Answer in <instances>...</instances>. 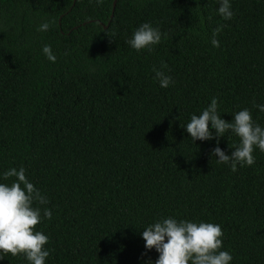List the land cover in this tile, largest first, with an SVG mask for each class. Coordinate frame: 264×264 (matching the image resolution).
<instances>
[{"label":"trees","instance_id":"trees-1","mask_svg":"<svg viewBox=\"0 0 264 264\" xmlns=\"http://www.w3.org/2000/svg\"><path fill=\"white\" fill-rule=\"evenodd\" d=\"M113 3L0 0V173L24 167L48 199L47 264L154 262L140 232L168 216L218 223L231 264H264V152L232 172L215 138L193 143L182 127L213 97L225 120L248 108L264 126V0H231L230 20L218 0H118L112 18ZM145 22L167 37L137 52L126 40ZM154 66L174 84L161 88Z\"/></svg>","mask_w":264,"mask_h":264},{"label":"clouds","instance_id":"clouds-1","mask_svg":"<svg viewBox=\"0 0 264 264\" xmlns=\"http://www.w3.org/2000/svg\"><path fill=\"white\" fill-rule=\"evenodd\" d=\"M95 2L99 5L103 0ZM218 3L217 14L224 20H230L234 15L231 0H218ZM54 24V18L48 19L40 23L36 30L46 32ZM223 27L218 25L213 29V47H220L216 36ZM166 37L167 33H163L158 26L145 22L133 31L126 43L137 52H152L154 46ZM42 53L50 62L56 61L51 45L45 44ZM153 72V79L161 88L174 84L165 71L154 66ZM254 106L264 112V104ZM221 114L218 98L213 97L199 114H191L189 122L182 127L193 143L215 138L217 146L212 149L211 155L232 172H236L238 166H252L255 163L254 151L264 152V126L253 119L248 108L233 113L231 121L222 118ZM225 136L228 140L231 136L238 137V143H229L233 149L230 155L219 147V138ZM13 177L15 179L11 183L5 182ZM48 203L46 196L29 180L24 167H12L0 173V260L11 254L13 257L22 256L27 264H47L49 236L37 230L36 226L45 219L51 220L52 210L40 207ZM140 235L145 249H155L158 253V258L147 264H231L233 260L231 253L223 249V231L218 223L168 216L149 223Z\"/></svg>","mask_w":264,"mask_h":264},{"label":"water","instance_id":"water-1","mask_svg":"<svg viewBox=\"0 0 264 264\" xmlns=\"http://www.w3.org/2000/svg\"><path fill=\"white\" fill-rule=\"evenodd\" d=\"M117 2L118 0H114V3H113V14H112V18L114 16V11H115V8H116V5H117Z\"/></svg>","mask_w":264,"mask_h":264}]
</instances>
